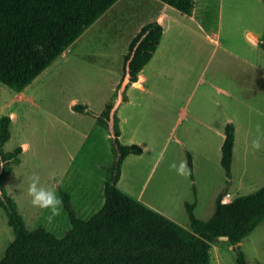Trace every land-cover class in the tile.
<instances>
[{
	"label": "rangeland",
	"instance_id": "rangeland-1",
	"mask_svg": "<svg viewBox=\"0 0 264 264\" xmlns=\"http://www.w3.org/2000/svg\"><path fill=\"white\" fill-rule=\"evenodd\" d=\"M201 5L198 19H203L206 31L221 43L215 39L208 41L203 34H198L199 28L193 21L185 22V30L190 33L186 46L201 47L206 54L203 67L179 104L184 119L172 131V126L162 123V119L166 120L165 104L156 103L147 121L144 119L149 126L138 134L146 143L147 151L139 157H129L122 166L124 192L136 199L142 193L144 201L173 208L187 228L190 223L183 201L196 200L197 218L208 220L215 212L219 193L227 186L228 179L221 165L222 137L210 125L225 117L229 110L227 104L233 103L228 95L254 105L258 111L251 112L247 106L240 105L239 116H235L241 128L227 197L234 200L264 186V149L254 152L250 148L255 125L264 123V50L256 43L264 33V0H206ZM112 41L106 37V30L93 29L75 46L95 49L99 52L97 57L80 63L59 58L21 95L0 84V120L5 116L11 118V138L2 149L4 152L20 146L24 149L21 162L12 164L4 188L18 204L29 231L44 227L61 239L72 228L64 202L52 222L48 221L47 210L30 204L25 190L33 173L39 174L41 183L57 196L61 197V191L69 194L77 216L83 220L90 219L104 205V166L115 159L113 120L109 128H101L93 113H101L108 103L124 97V89L117 95L118 86H115L123 75H115L119 47ZM108 48L115 56L105 55ZM75 105L84 106L92 113L78 112ZM174 114L176 121L178 110ZM189 127L191 136L188 137L185 132ZM182 140H191L192 146L183 144ZM182 160L188 163L186 176H178L169 168L171 163L178 165ZM13 240V231L0 209V260ZM241 249L251 264H264V223L241 244ZM237 255V250L220 238L211 250L210 264H238Z\"/></svg>",
	"mask_w": 264,
	"mask_h": 264
},
{
	"label": "trees",
	"instance_id": "trees-1",
	"mask_svg": "<svg viewBox=\"0 0 264 264\" xmlns=\"http://www.w3.org/2000/svg\"><path fill=\"white\" fill-rule=\"evenodd\" d=\"M118 0H0V84L22 93L70 48ZM184 15H192L195 0H160ZM164 27L158 21L145 25L133 38L124 57L126 89L138 82L140 72L156 53ZM264 50V33L259 42ZM78 112L92 113L75 105ZM93 115L101 128L113 120L115 159L104 166L106 182L104 205L90 219L77 216L69 194L61 191L72 228L59 239L44 227L29 231L18 204L9 197L4 182L14 163L21 162L20 146L12 152L2 147L11 138L10 117L0 120V209L12 229L14 240L5 250L0 264H210L211 250L220 238H226L234 250L238 245V264H251L241 249L264 223V186L254 193L224 202L232 180L236 142L232 123L225 128L221 165L228 182L216 200L215 212L208 220L197 218L196 200L186 202L190 227H184L132 197L119 187L122 166L129 156L142 155L137 144L120 141L121 129L115 103ZM189 166L193 165L190 155ZM192 180H194L192 174ZM194 196L197 190L194 186Z\"/></svg>",
	"mask_w": 264,
	"mask_h": 264
},
{
	"label": "crops",
	"instance_id": "crops-1",
	"mask_svg": "<svg viewBox=\"0 0 264 264\" xmlns=\"http://www.w3.org/2000/svg\"><path fill=\"white\" fill-rule=\"evenodd\" d=\"M205 1L206 0H201L200 2V0H195L196 4L192 15H184L160 0H118L100 19H98L96 23H94V25L90 27V29L84 33L86 34L85 36L83 34L61 57H59L73 60L76 63L97 57L99 55L97 50H91L88 48L80 49L75 45L82 41V39H84L93 29L102 32L106 30V37L113 40L112 42L115 47H119L117 56H115L112 49H105L106 56L113 55L117 58L116 61H118V68L115 75L119 77L124 75V57L129 50L133 38L149 23L158 21L162 24L164 27V34L161 43L151 61L140 72L138 82L132 84L126 89L128 100L124 102L123 99L120 98V100L115 102V110L119 117L121 129L120 141L125 145H140L143 148L142 155L147 151L148 147L145 142L140 140L138 134L149 126L148 122H144V119L147 121L150 109H152L156 103L159 102L165 104L166 120L163 121L162 119V123H166L167 127L172 126V131L177 130L178 126L184 119V117L181 116V110L178 109L179 104L183 100L191 82L195 79L197 72L203 67L206 54L205 50L201 47L190 48L186 46V39L190 33H187L185 30V22L189 20L193 21L199 28L197 33L203 34L208 41L215 39L209 31H206L203 19H198L200 11L202 10L201 4ZM176 27H179L181 30L176 29ZM260 36L261 37L256 39V43L260 42L263 35ZM215 41L218 44L221 43L218 38L215 39ZM242 60H245L244 57H242ZM245 63L247 64L248 61L245 60ZM250 66L253 67V65ZM127 79L128 77L125 78L119 92L122 88L125 90L126 84L128 83V81L125 83ZM119 84L120 81H117L115 86L117 87ZM21 94L24 93L22 92L19 95ZM228 98L233 101V103L230 105L227 104L229 110L225 112V117H220L218 121H215L214 124L210 125V129L213 131L219 130V134L222 137L220 145L221 151L225 140V128L229 123L234 125L236 133L233 157L234 166L238 132L241 128L240 123L235 117L239 116V106L245 105L251 112L252 110H258L255 109L256 107L254 105H249L240 98L229 95ZM177 110L178 117L175 121L174 113ZM223 128L224 132L222 133ZM247 128L250 130L249 126H247ZM185 135L188 137L191 136L190 127L186 130ZM182 143L192 146L190 144L193 142L191 140H182ZM197 148H199V145L196 149ZM139 156L141 155H138V157ZM129 157L127 159H129ZM122 179L123 172L119 181L120 188ZM137 199L144 204L149 205V207L160 211L169 219L185 227L187 226L181 222L179 214L173 208H165L164 206L158 207L152 203L144 201L142 193H140ZM230 201L232 200L226 196L224 202ZM186 202L187 200L183 201L184 205Z\"/></svg>",
	"mask_w": 264,
	"mask_h": 264
},
{
	"label": "clouds",
	"instance_id": "clouds-1",
	"mask_svg": "<svg viewBox=\"0 0 264 264\" xmlns=\"http://www.w3.org/2000/svg\"><path fill=\"white\" fill-rule=\"evenodd\" d=\"M251 150L260 151L264 149V123L255 125L254 136L250 142ZM2 166V164H0ZM170 170L175 171L178 176L189 174L188 163L186 160L180 161L177 165L175 162L169 165ZM27 197L30 198V204L37 209L47 210L49 212L48 221L52 222L54 217L60 214L62 209V198L57 196L56 192L41 183L39 174L33 173L28 177V184L25 190Z\"/></svg>",
	"mask_w": 264,
	"mask_h": 264
},
{
	"label": "water",
	"instance_id": "water-1",
	"mask_svg": "<svg viewBox=\"0 0 264 264\" xmlns=\"http://www.w3.org/2000/svg\"><path fill=\"white\" fill-rule=\"evenodd\" d=\"M224 239H226V238H224ZM237 250H239V246L237 245L236 247H235Z\"/></svg>",
	"mask_w": 264,
	"mask_h": 264
}]
</instances>
